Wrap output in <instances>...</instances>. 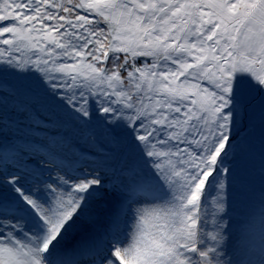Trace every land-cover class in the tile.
<instances>
[{
	"label": "snow or ice",
	"instance_id": "snow-or-ice-1",
	"mask_svg": "<svg viewBox=\"0 0 264 264\" xmlns=\"http://www.w3.org/2000/svg\"><path fill=\"white\" fill-rule=\"evenodd\" d=\"M257 183L264 0H0V264H264Z\"/></svg>",
	"mask_w": 264,
	"mask_h": 264
},
{
	"label": "rangeland",
	"instance_id": "rangeland-1",
	"mask_svg": "<svg viewBox=\"0 0 264 264\" xmlns=\"http://www.w3.org/2000/svg\"><path fill=\"white\" fill-rule=\"evenodd\" d=\"M256 156L254 159L255 167H259V139L255 142ZM234 197V212L233 217L237 219H244L247 214L251 213L250 223H245L242 227L247 235V245L253 259H258L262 246H264V222L260 215L258 203V183L256 190L249 193L246 197H241L238 192L233 193Z\"/></svg>",
	"mask_w": 264,
	"mask_h": 264
}]
</instances>
